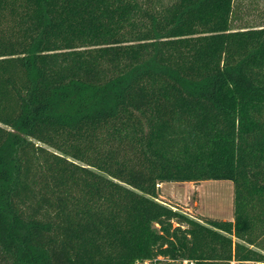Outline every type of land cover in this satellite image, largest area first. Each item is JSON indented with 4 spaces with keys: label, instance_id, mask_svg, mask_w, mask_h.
<instances>
[{
    "label": "trees",
    "instance_id": "1",
    "mask_svg": "<svg viewBox=\"0 0 264 264\" xmlns=\"http://www.w3.org/2000/svg\"><path fill=\"white\" fill-rule=\"evenodd\" d=\"M159 258L264 264V0H0V264Z\"/></svg>",
    "mask_w": 264,
    "mask_h": 264
},
{
    "label": "rangeland",
    "instance_id": "2",
    "mask_svg": "<svg viewBox=\"0 0 264 264\" xmlns=\"http://www.w3.org/2000/svg\"><path fill=\"white\" fill-rule=\"evenodd\" d=\"M160 200L194 218L233 220L234 185L231 181L164 183ZM251 264V263H248Z\"/></svg>",
    "mask_w": 264,
    "mask_h": 264
},
{
    "label": "built area",
    "instance_id": "3",
    "mask_svg": "<svg viewBox=\"0 0 264 264\" xmlns=\"http://www.w3.org/2000/svg\"><path fill=\"white\" fill-rule=\"evenodd\" d=\"M159 260L161 261V262H158V261H155V262H137L136 264H165V262H164V259L163 258H159ZM179 264H194V262L193 261H190V260H184V261H182V262H179ZM232 264H237L236 262H233Z\"/></svg>",
    "mask_w": 264,
    "mask_h": 264
},
{
    "label": "crops",
    "instance_id": "4",
    "mask_svg": "<svg viewBox=\"0 0 264 264\" xmlns=\"http://www.w3.org/2000/svg\"><path fill=\"white\" fill-rule=\"evenodd\" d=\"M237 264H248V263H237Z\"/></svg>",
    "mask_w": 264,
    "mask_h": 264
}]
</instances>
